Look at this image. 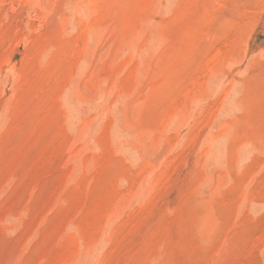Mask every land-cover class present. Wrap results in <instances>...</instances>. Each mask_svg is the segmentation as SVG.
Returning a JSON list of instances; mask_svg holds the SVG:
<instances>
[{"label":"rangeland","instance_id":"374dc122","mask_svg":"<svg viewBox=\"0 0 264 264\" xmlns=\"http://www.w3.org/2000/svg\"><path fill=\"white\" fill-rule=\"evenodd\" d=\"M0 264H264V0H0Z\"/></svg>","mask_w":264,"mask_h":264}]
</instances>
